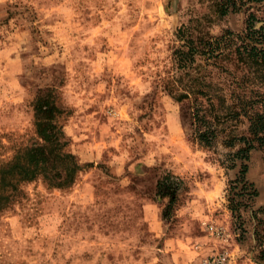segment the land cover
<instances>
[{
	"label": "rangeland",
	"instance_id": "374dc122",
	"mask_svg": "<svg viewBox=\"0 0 264 264\" xmlns=\"http://www.w3.org/2000/svg\"><path fill=\"white\" fill-rule=\"evenodd\" d=\"M220 1L0 0V167L39 143L32 102L46 90L83 167L65 189L19 184L0 213V264H202L219 248L209 223L235 235L239 262L264 264V145L246 162L233 157L241 145L223 146L252 138L230 94L250 101L249 115L264 111V64L235 61L245 44L264 47V3L221 16ZM179 29L192 41L222 38L223 57L197 59L191 72L210 99L168 94L190 85L175 66ZM196 110L209 124L200 128L215 130L210 148L196 141ZM166 175L181 185L163 218L156 184Z\"/></svg>",
	"mask_w": 264,
	"mask_h": 264
},
{
	"label": "trees",
	"instance_id": "16d2710c",
	"mask_svg": "<svg viewBox=\"0 0 264 264\" xmlns=\"http://www.w3.org/2000/svg\"><path fill=\"white\" fill-rule=\"evenodd\" d=\"M248 3L261 4L264 3V0H221L219 4L220 15L225 16L228 12L240 11ZM262 7L264 9V6ZM249 18H254L253 14H250ZM185 33L179 29V33L176 35L178 41L183 42V44H180L175 50L174 57L176 71L190 78V85L172 86L168 89V94L178 103L188 100L191 96L196 99L205 97L210 99L207 94L209 85L201 76L197 75L191 78V72L200 68L197 59L204 58L206 63L211 62V66H213L218 59L223 57L220 47L222 38H216L211 42L201 38L192 41L185 36ZM253 33L255 31L251 32V25H248L247 37L252 38ZM237 55L238 58H235V61L240 64L247 65L249 62L257 63L259 61L264 64V47L257 48L253 44H245L242 48V55ZM215 98L222 103L225 102L220 96H215ZM230 98L234 102L232 116L235 118L242 116L247 119L249 123L248 132L252 138L229 137L224 140L223 146L232 149L236 144L241 145L234 152L233 157L246 162L250 152L255 149V144L260 147L264 145V111L249 115L250 101L246 100L245 96L235 97L230 94ZM208 102L211 103L210 100ZM32 110L34 129L39 143L24 147L16 153L11 162L0 167V213L21 196L19 184L33 182L41 178L50 188L65 189L73 184L76 175L83 169L76 161L75 156L68 150L70 142L63 130V120L61 121L65 112L56 104L53 91H39L33 99ZM199 113L200 110H196L193 115V121L198 124L195 138L200 146L210 148L215 141V130L210 127H206L205 130L200 128L208 123ZM247 169L246 164H241L239 175L236 178V181L242 184V191L249 188L245 180ZM180 185V181L172 175H166L158 180L156 195L161 199L166 198L168 201L162 214L163 218H167L174 207ZM254 195L255 192L250 194L248 199L251 201ZM238 197V195L235 196L237 199ZM237 207L239 210V206ZM230 210L234 212L236 209L232 207ZM261 210L263 211V209Z\"/></svg>",
	"mask_w": 264,
	"mask_h": 264
},
{
	"label": "built area",
	"instance_id": "2783aa9c",
	"mask_svg": "<svg viewBox=\"0 0 264 264\" xmlns=\"http://www.w3.org/2000/svg\"><path fill=\"white\" fill-rule=\"evenodd\" d=\"M205 231L219 244V248L203 258L202 264H242L239 262L238 252L234 253L231 249V244H235V235L227 226L209 223L205 226Z\"/></svg>",
	"mask_w": 264,
	"mask_h": 264
}]
</instances>
